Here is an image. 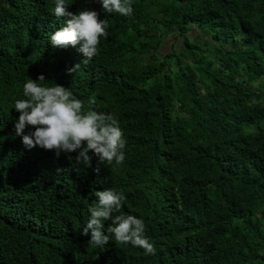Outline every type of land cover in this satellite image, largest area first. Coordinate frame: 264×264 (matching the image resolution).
Instances as JSON below:
<instances>
[{"label": "trees", "instance_id": "16d2710c", "mask_svg": "<svg viewBox=\"0 0 264 264\" xmlns=\"http://www.w3.org/2000/svg\"><path fill=\"white\" fill-rule=\"evenodd\" d=\"M66 4L107 19L86 63L79 44L50 43L68 19L55 0H0V264H264V0H132L130 17ZM170 34L182 47L162 55ZM41 74L118 119L121 165L23 146L14 102ZM107 188L126 197L114 215L143 219L155 254L88 244V209Z\"/></svg>", "mask_w": 264, "mask_h": 264}, {"label": "clouds", "instance_id": "9594fccd", "mask_svg": "<svg viewBox=\"0 0 264 264\" xmlns=\"http://www.w3.org/2000/svg\"><path fill=\"white\" fill-rule=\"evenodd\" d=\"M107 14L116 13L130 17L133 13L132 0H99ZM66 0H55L53 14L57 19L68 17L62 27L50 35L53 47L66 48L80 45L79 51L85 57L83 62L92 60L99 54L101 39H107L109 25L107 19L101 20L94 10H82L75 14L67 11ZM80 64L67 70L75 73ZM43 74L36 80L28 78L23 85V97L14 102L19 113L15 122V134L21 137L26 149L40 147L53 151L57 158L63 153L72 160L71 153H77L75 161L88 166L91 161L89 152L98 157L104 165H121L125 160L126 139L118 119L111 113L97 112L91 105L74 96L73 92L62 85L45 86ZM28 129L25 134V130ZM61 171V170H57ZM97 173L100 171L96 169ZM98 198L95 206H90V218L83 228V235L91 233L88 244L103 247L113 237L117 244L130 243L142 248L145 254H155L154 244L145 234L143 219L132 214H117L126 197L123 192L113 188L96 191ZM111 221L107 235L102 231L103 221Z\"/></svg>", "mask_w": 264, "mask_h": 264}, {"label": "rangeland", "instance_id": "374dc122", "mask_svg": "<svg viewBox=\"0 0 264 264\" xmlns=\"http://www.w3.org/2000/svg\"><path fill=\"white\" fill-rule=\"evenodd\" d=\"M201 36H203V37L205 36L206 37V34L203 31H201L199 28H197L195 32L191 33V37L195 38V39H197L199 41L202 39ZM207 38L209 40H211V38L209 36H207ZM181 47H182L181 39L177 40V39L174 38V36H172V34H170V35H168V37H167V39L165 41V44L161 48V50H160L161 52L160 53L162 55H166L169 52H172L176 48L181 49Z\"/></svg>", "mask_w": 264, "mask_h": 264}]
</instances>
